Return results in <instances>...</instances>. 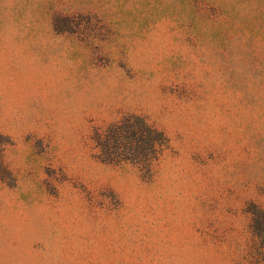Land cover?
I'll list each match as a JSON object with an SVG mask.
<instances>
[{"label":"rangeland","instance_id":"1","mask_svg":"<svg viewBox=\"0 0 264 264\" xmlns=\"http://www.w3.org/2000/svg\"><path fill=\"white\" fill-rule=\"evenodd\" d=\"M126 113L150 171L94 154ZM259 209L264 0H0V264H264Z\"/></svg>","mask_w":264,"mask_h":264},{"label":"trees","instance_id":"2","mask_svg":"<svg viewBox=\"0 0 264 264\" xmlns=\"http://www.w3.org/2000/svg\"><path fill=\"white\" fill-rule=\"evenodd\" d=\"M92 140L98 159L115 164L130 163L143 171H150L168 144L164 131L138 113H126L95 128ZM255 213L260 215L261 221L252 219L253 233L264 240V212L259 209Z\"/></svg>","mask_w":264,"mask_h":264}]
</instances>
